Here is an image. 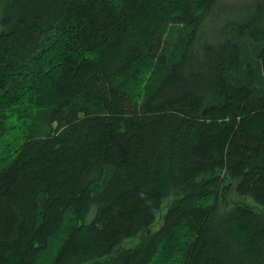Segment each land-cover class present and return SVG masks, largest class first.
Masks as SVG:
<instances>
[{
  "label": "trees",
  "instance_id": "1",
  "mask_svg": "<svg viewBox=\"0 0 264 264\" xmlns=\"http://www.w3.org/2000/svg\"><path fill=\"white\" fill-rule=\"evenodd\" d=\"M0 264H264V0H0Z\"/></svg>",
  "mask_w": 264,
  "mask_h": 264
},
{
  "label": "rangeland",
  "instance_id": "2",
  "mask_svg": "<svg viewBox=\"0 0 264 264\" xmlns=\"http://www.w3.org/2000/svg\"><path fill=\"white\" fill-rule=\"evenodd\" d=\"M228 1L230 2V1H233V0H228ZM243 3H245V1H241L239 3H236L234 6H231V4H230L229 6H231V7H229V9L232 10V11H237L238 9H240L242 7ZM220 25H221V19L220 18H215L213 21L206 22V26H205L206 32L208 34H212V33L216 32L219 29ZM180 31H181V29H180V26H179L178 23H173V24L168 25L166 27L165 32H164L165 34H163L164 35L163 36L164 43H167V44H165L166 49L171 48V45L176 41L177 36L180 35ZM165 53L168 54L167 50L165 51ZM166 54L164 56L166 57V59H168ZM226 195H227L226 197L228 199V204L226 205V208L231 206V204L234 203L235 201L247 202V203L251 202V200L248 197H240V196L236 195L234 193L232 187H228ZM172 198H173V193L170 192L162 200V202H161V206H162L161 212L163 211L164 205L167 202L170 203ZM219 209L222 210V206L221 205L219 206ZM254 209H257V207H255ZM154 230H155V228H154ZM132 244H134V240L126 241V242L123 243V245L126 246V247H129Z\"/></svg>",
  "mask_w": 264,
  "mask_h": 264
}]
</instances>
